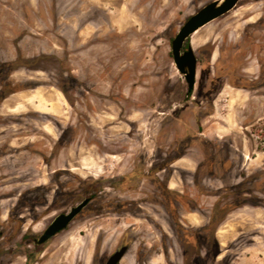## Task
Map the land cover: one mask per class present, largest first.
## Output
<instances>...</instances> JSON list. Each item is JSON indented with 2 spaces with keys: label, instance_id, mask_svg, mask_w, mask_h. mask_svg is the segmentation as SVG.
Segmentation results:
<instances>
[{
  "label": "rangeland",
  "instance_id": "rangeland-1",
  "mask_svg": "<svg viewBox=\"0 0 264 264\" xmlns=\"http://www.w3.org/2000/svg\"><path fill=\"white\" fill-rule=\"evenodd\" d=\"M210 1L0 0V264H264V0L195 30L188 94L170 42Z\"/></svg>",
  "mask_w": 264,
  "mask_h": 264
},
{
  "label": "water",
  "instance_id": "water-1",
  "mask_svg": "<svg viewBox=\"0 0 264 264\" xmlns=\"http://www.w3.org/2000/svg\"><path fill=\"white\" fill-rule=\"evenodd\" d=\"M237 2L238 0H212L206 3L182 23L171 39L170 52L172 60L186 81L187 91L194 86L197 59L190 43L187 44L186 48L184 47L186 39L199 27L231 10ZM88 201V197L83 198L65 212L57 213L39 236L33 240V243L40 245L56 233L66 229L69 222L86 206ZM126 248V246H121L113 251L104 264H116L125 253Z\"/></svg>",
  "mask_w": 264,
  "mask_h": 264
},
{
  "label": "flooded vegetation",
  "instance_id": "flooded-vegetation-1",
  "mask_svg": "<svg viewBox=\"0 0 264 264\" xmlns=\"http://www.w3.org/2000/svg\"><path fill=\"white\" fill-rule=\"evenodd\" d=\"M196 33V31L193 33V34H191V39H190V43H191V46L192 47H194L193 46V40H192V37H193V35ZM253 37H254V35H252ZM257 40H258V38H257V36L255 37ZM239 39V38H238ZM238 39H236V40H234V43H237V44H242L243 43V40H238ZM256 40V43H257V45H256V49L254 50V56H255V59L258 61V63H259V76H261V78H258V79H256V80H254L255 81V88L254 89H256V90H263V88H260L258 85H259V83H260V81H262L261 79H263L264 80V68H263V63H264V44H259V42ZM253 44V43H252ZM186 46H187V44L185 43V45H184V47L186 48ZM184 49V48H183ZM245 49H241L237 54L241 57L240 59V61H239V66H241V65H243L244 63H243V60H242V56H243V54H245ZM263 84H264V82H263ZM110 183V182H109ZM168 187H170L169 186V181H168ZM86 197H88L89 198V201H88V203L91 201V199L93 198V195H92V193H90V194H88V195H86L84 198H86ZM88 203L86 204V206L88 205ZM85 206V207H86ZM84 207V208H85ZM83 208V209H84ZM82 209V210H83ZM82 210L77 214V215H79L81 212H82ZM62 212H65V211H62ZM61 213V212H60ZM77 215H75V217L77 216ZM74 217V218H75ZM73 218V219H74ZM72 219V220H73ZM71 220V221H72ZM70 221V222H71ZM69 222V223H70ZM68 226V225H67ZM65 230V229H64ZM64 230H62V231H60V232H58V233H56L55 235H57V234H59V233H61V232H63ZM55 235H53V236H55ZM38 236H39V234H38ZM37 236V237H38ZM52 236V237H53ZM36 237V238H37ZM51 238V237H50ZM49 238V239H50ZM35 238H33L32 239V242H33V240H34ZM48 239V240H49ZM47 241V240H46ZM45 241V242H46ZM43 244V243H42ZM62 245V249H64L65 248V241H63V237H59V238H57L53 243H52V245H51V247L52 246H55V248H57V247H59V246H61ZM121 246H126L127 247V245H126V243H121L120 244V246L118 247V249L121 247ZM117 250V249H116ZM126 250H127V248H126ZM115 251V250H114ZM126 252V251H125ZM123 256H124V254H123ZM122 256V257H123ZM58 256H55V258H57ZM121 257V258H122ZM49 258H54V256H50ZM121 258L116 262V264H118L119 263V261L121 260ZM107 259V258H106ZM106 261V260H105ZM53 262V261H52ZM105 263V262H104ZM103 263V264H104Z\"/></svg>",
  "mask_w": 264,
  "mask_h": 264
},
{
  "label": "crops",
  "instance_id": "crops-1",
  "mask_svg": "<svg viewBox=\"0 0 264 264\" xmlns=\"http://www.w3.org/2000/svg\"><path fill=\"white\" fill-rule=\"evenodd\" d=\"M262 31H264V30L262 29ZM169 186H170V188H173V187H175L176 185H173V183L170 181Z\"/></svg>",
  "mask_w": 264,
  "mask_h": 264
},
{
  "label": "trees",
  "instance_id": "trees-1",
  "mask_svg": "<svg viewBox=\"0 0 264 264\" xmlns=\"http://www.w3.org/2000/svg\"><path fill=\"white\" fill-rule=\"evenodd\" d=\"M190 91H191V90L188 91V94H190Z\"/></svg>",
  "mask_w": 264,
  "mask_h": 264
},
{
  "label": "bare ground",
  "instance_id": "bare-ground-1",
  "mask_svg": "<svg viewBox=\"0 0 264 264\" xmlns=\"http://www.w3.org/2000/svg\"><path fill=\"white\" fill-rule=\"evenodd\" d=\"M194 32H195V31H194ZM194 32H193V33H194ZM193 33H192V34H193Z\"/></svg>",
  "mask_w": 264,
  "mask_h": 264
}]
</instances>
